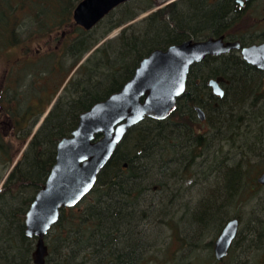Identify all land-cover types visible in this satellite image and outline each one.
I'll return each mask as SVG.
<instances>
[{
  "label": "trees",
  "instance_id": "obj_1",
  "mask_svg": "<svg viewBox=\"0 0 264 264\" xmlns=\"http://www.w3.org/2000/svg\"><path fill=\"white\" fill-rule=\"evenodd\" d=\"M81 1L0 0V57L7 60L10 94L9 101L1 98L0 105L5 104L10 115H26L39 80L58 78L63 83L88 55L73 76V92L65 91L70 100L56 104L47 119L51 124L44 125L33 136L25 155L0 190V264H34L36 240L25 234V215L55 163L57 143L75 129L80 112L120 91L152 50L203 37L204 32H218L226 26L231 12L232 19L238 13L234 0H221L214 5L208 4V0L175 2L100 44L120 26L154 10L165 0H138V6L137 0L128 1L89 31L73 21L74 10ZM118 10L119 18L114 16ZM63 31L71 33L62 42L61 54L52 51L35 56L36 49ZM14 51H19L17 58ZM211 77L225 79L223 97L213 94L207 85ZM263 87L264 77L238 56H209L194 64L176 110L165 120L146 118L131 128L91 192L75 207L61 211L58 223L46 238V264L217 263L216 237L232 218L231 210L246 202L249 190L256 188L258 176L264 171ZM194 103L206 109V123L222 137L225 135L219 141L232 150L241 149L243 157L232 161L228 155L231 150L223 156H213L204 172L215 173V185L208 187L212 194L193 209L188 205L182 212L170 206L159 214L160 210L152 207L141 210L149 203L151 189L156 193L163 190L168 185L166 178L172 179L180 164L185 165L184 177L193 178V165L211 145L212 138L199 133L206 123L197 120L190 107ZM13 149L0 134V180L2 170L14 163ZM153 216L160 217L156 222L171 230V243L173 239L178 242L174 249L166 239L159 238L161 245L150 247L143 255L141 249L149 241L143 237L140 225ZM234 217L243 219L238 214ZM256 219L252 244L259 247L264 224ZM182 226L190 234L182 235ZM212 234L213 238L206 241ZM237 245L238 240L230 254Z\"/></svg>",
  "mask_w": 264,
  "mask_h": 264
},
{
  "label": "water",
  "instance_id": "obj_2",
  "mask_svg": "<svg viewBox=\"0 0 264 264\" xmlns=\"http://www.w3.org/2000/svg\"><path fill=\"white\" fill-rule=\"evenodd\" d=\"M128 1L131 0H82L74 10L73 21L89 31ZM240 48L239 41L225 42L224 36L189 39L166 49L156 48L139 62L120 91L80 113L76 128L57 143L55 163L25 215V234L36 240L34 264H46V238L58 223L61 211L75 207L91 192L128 131L146 118L165 120L176 110L195 63ZM241 53L248 63L264 72V43L245 47ZM223 82L225 79L219 77L209 84L219 97L225 94L220 87ZM197 111L204 120V111L200 107ZM257 181L264 185V172ZM239 229L240 220L236 217L224 225L214 242L217 262L223 264L229 255Z\"/></svg>",
  "mask_w": 264,
  "mask_h": 264
},
{
  "label": "rangeland",
  "instance_id": "obj_3",
  "mask_svg": "<svg viewBox=\"0 0 264 264\" xmlns=\"http://www.w3.org/2000/svg\"><path fill=\"white\" fill-rule=\"evenodd\" d=\"M148 1L153 2L158 0H148ZM172 1L174 0H165L163 3H160L154 10L144 12L140 14L133 21L126 22L125 24L120 26L115 32H112L109 35V38L110 39L114 38L117 34L122 32L123 29H125L131 24L137 25L140 20L147 17L150 13L167 5ZM138 5H139V1L137 0L136 6ZM263 8H264V2L258 0L254 3L253 6L250 7V11H252L253 14H252V18L249 17V23H252V21L254 22L253 20L254 18L260 17V12L262 11ZM120 11L118 10V12L117 11L114 12L115 13L114 16L119 18L118 16H120L119 13ZM244 27L246 29L247 27L250 29L249 24L245 23L243 20L235 19L233 20L230 31L235 34H240L241 32L244 31ZM261 31H262L261 29L258 30L257 28L252 27L250 33H253V36L257 37V34H259ZM206 34H209V32H204L205 36ZM103 41L104 39L102 40V42ZM15 56L16 58L17 56H19V51L15 52ZM87 57L88 55L84 57L83 60L86 61ZM7 71H8L7 60L0 57V85H1V81L5 78ZM261 76L264 77L263 75ZM123 79H124V75L120 77L121 81ZM0 100H1V95H0ZM34 133L35 130L19 131V130H8V129L5 130V128L2 130L0 129V134H2V136L5 138V142L9 143L11 148H14L13 149L15 150L14 153H16V156L14 158V163L7 170H2L1 180H0V190L3 188V184L5 183L7 177L15 167L17 161H19L25 155V152L27 151L31 141L30 139L33 137ZM199 133H203L212 139H210L209 142L211 144L210 147L204 151V155L202 156V158L199 157L197 163L193 165L194 171L196 170L194 177L190 179L184 177L185 165L183 163L182 165L180 164L179 169L176 172V175L172 176L173 177L172 179L171 177L166 178L168 185H165L163 190H159L156 193V190L154 188L151 189L152 192L148 195L149 198H147L149 203L147 206H141L140 207L141 210L143 208L146 209V207L147 209L149 207L150 208L152 207L157 209L158 211L160 210L158 212L159 214L161 210L164 209V207L168 208L171 206V208H176L174 209L175 211H182V212L185 210L186 206L188 205L191 206L192 208L194 205H197L198 202L206 200L212 194L208 192V187L210 186L211 188L214 187L216 182L215 173L214 172L204 173V172L211 165L213 161L212 158H214L213 156L217 154L223 156L225 153L231 150V152L228 155L230 156V158L234 159L232 161L237 162L241 157H243V155H241V153L239 152L241 151V149L232 150L227 144H225V142L219 141L222 140V138H224L225 135H223L222 137V133L221 134L217 133V130L214 128V126L210 125L209 123L204 124L201 132ZM184 155L185 154L183 155L181 154V156ZM255 187L256 188L253 187L252 190H249L250 195L248 193V196L246 197V202L243 205L238 206L237 209L233 208V210H231L232 218L234 215L238 214L241 215L243 219L242 221L240 220V229H239L240 231L236 239L238 240V245L236 249L232 252V254L229 253L230 256L228 255L225 258L223 264H261V263L264 264V227L260 229V233H262V241L260 246L262 249L260 248V246L258 247L255 244H252V239L254 238L252 233V228L255 224L256 225L258 224L256 218H260L264 224V185L258 183L257 186L255 185ZM170 198L172 199L171 201L169 200ZM88 200L91 201L92 197L90 196ZM179 215L181 216V213ZM159 218L160 217L153 216L151 217L150 220H145L143 221V224L140 225L141 228L144 230L143 237L144 238L146 237V240L149 241L147 246L141 249L143 255L147 254L148 251H150V247L153 248L156 247L157 245H161L160 239H166L167 242H169V244H172L174 249H176V244L178 241L173 239L171 243V239L173 238V236L171 235V230H168L166 225L164 226L163 224L160 223L158 224L156 221ZM183 230L184 233H182V235H188L189 232L187 231L185 226L183 227ZM213 235L214 234L208 236L206 241L211 240L213 238ZM248 243H250V247L248 246L249 245ZM246 245L249 248H247ZM140 248L138 250H140ZM214 264H221V263L217 262Z\"/></svg>",
  "mask_w": 264,
  "mask_h": 264
},
{
  "label": "flooded vegetation",
  "instance_id": "obj_4",
  "mask_svg": "<svg viewBox=\"0 0 264 264\" xmlns=\"http://www.w3.org/2000/svg\"><path fill=\"white\" fill-rule=\"evenodd\" d=\"M181 1H184V0H174V1L168 3L167 5H165V6L161 7V8H165L169 4H173L175 2H181ZM218 1H221V0H208V4L214 5ZM256 1L257 0H244L243 3H240L238 0H234L235 5H236V7L238 9V13H237V15H235V17L233 19H232V12L229 14V20L227 21V24H226V26L223 29H221L218 32L209 33L206 36L199 37V38L192 39V40H194V41L206 40V39L211 38V37L217 38V37L224 36L225 42H237V41H239L240 44H241V48L240 49H235V50H232V51H230L228 53L221 54V55H218V56H223V55H235V56H238L239 58H241V60L245 61L249 66L253 67L254 69H256L258 71V73H260L261 75L264 76V72L261 69L257 68L256 66L248 63L243 58L242 53H241L242 49L245 48V47H250V46H253V45H260V44L264 43V8L260 12V17L254 18L253 19L254 22L252 21V23H249V17L252 18V14H253V12L250 11V7L253 6ZM258 1L264 2V0H258ZM235 19L243 20L245 23L250 25V29L248 27H247V29L244 27V31L241 32L240 34L232 33L230 31V29H231V25L233 23V20H235ZM76 26H78L79 28L85 30L83 27H81L79 25H76ZM252 27L253 28H257L258 30H260V29L262 30L259 34H257V37L253 36V33H250V30L252 29ZM71 31H63L61 33H58L55 36H52L50 38V42L49 43H46L44 45L42 44L41 47L36 49L37 52H36L35 56L36 55L37 56H43V55L51 53L52 51H55V52H58V53L61 54L63 52V51L61 52V47L63 45L62 42H63V40H65L67 38V36L71 33ZM187 40H189V39H187ZM214 57H216V56H214ZM202 61H200L198 63H201ZM84 62L85 61L82 60L77 65V67L74 69V71L69 75V77H67V79H65L63 81V83H61V84H60V80L61 79H58V78H56V79L46 78V79L39 80V82L36 84V86H37V94L34 95L31 98L30 105H29L30 108L28 109L26 115H23V116L20 117L21 119L20 118H15L13 115H10V113L5 110V107H4L5 104L4 105L1 104L0 105V129L2 130V129L5 128V130L8 129V130H24V131L35 130V131H38L44 125H46L48 123L51 124L50 120L47 121L51 111H53V109L55 108V106H56V104L58 102L59 103L62 102V104H64L66 101L70 100V98H69L70 96H67L65 91H66V89H70L71 92H73V90H74L73 85L74 84L71 82L72 78H73L75 72L77 71V69ZM198 63H195V64H198ZM136 68H135V70H136ZM135 70H134V72H135ZM7 73H8V71H7ZM188 78H189V75H188ZM217 78H219V77H217ZM217 78H212L211 77L208 80V83H207L209 88L212 90L213 94H215V92H214V90L212 89V87L209 84H210V81L212 79H217ZM187 86H188V79H187L186 90H187ZM225 86H226V81L223 82V83H220V87L223 88L224 91H225ZM8 89H9L8 75L6 74L5 78L1 81V85H0L1 98H4V100H6V101H9V95L10 94L8 92ZM183 94L178 98V100L182 98ZM50 99H51V101H50V103L48 104V106L46 108L45 107L46 103ZM178 100H177V105H178ZM96 103H98V102H96ZM96 103H94V104H96ZM190 107L193 109V113L196 115L197 120H199V122L201 124L206 123V121H207L206 109L203 106H201L200 104H198V103H194L193 105H190ZM198 107H200L205 113V119L204 120H201L200 117H199L200 115H199V112L197 111ZM84 111H86V110H83L82 112H84ZM82 112H80V113H82ZM78 121H79V118H78Z\"/></svg>",
  "mask_w": 264,
  "mask_h": 264
},
{
  "label": "bare ground",
  "instance_id": "obj_5",
  "mask_svg": "<svg viewBox=\"0 0 264 264\" xmlns=\"http://www.w3.org/2000/svg\"><path fill=\"white\" fill-rule=\"evenodd\" d=\"M36 133H37V131H35L34 135H35ZM34 135H33V136H34ZM32 139H33V137H32L30 140L32 141Z\"/></svg>",
  "mask_w": 264,
  "mask_h": 264
}]
</instances>
